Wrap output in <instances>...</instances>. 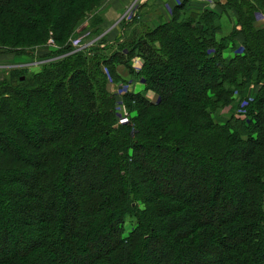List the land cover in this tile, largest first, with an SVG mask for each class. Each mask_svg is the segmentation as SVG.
<instances>
[{
	"label": "trees",
	"instance_id": "1",
	"mask_svg": "<svg viewBox=\"0 0 264 264\" xmlns=\"http://www.w3.org/2000/svg\"><path fill=\"white\" fill-rule=\"evenodd\" d=\"M104 1L0 0V54L63 55L0 82V264H264V0H184L127 47L71 49ZM119 65L143 87L125 114Z\"/></svg>",
	"mask_w": 264,
	"mask_h": 264
},
{
	"label": "rangeland",
	"instance_id": "2",
	"mask_svg": "<svg viewBox=\"0 0 264 264\" xmlns=\"http://www.w3.org/2000/svg\"><path fill=\"white\" fill-rule=\"evenodd\" d=\"M204 2H206V4L211 5L214 0H203ZM107 2V4H106ZM117 0H105L104 2H102L101 5H99L98 7H96V9L94 11H92L91 13H89V18L87 20H85V24L86 26H88V22L91 20H98L99 19V23L96 26V28H92L90 29V31H86V32H81L78 31V33L73 34L70 39H69V44L71 45V49L76 50L79 47L85 46L88 44V46L90 47V44L95 43L98 45V47L102 48L104 46H106L107 44L118 40V42H122V45L124 47H127L126 45L130 42H132L134 39H131L134 36H138L139 34H142V32H147L149 30H144L143 27H146V23L144 22L145 20V13L142 14V12L139 9V0H120V12L117 16V18H114L112 21H107L108 19L105 18V10L104 9L107 5H112V4H116ZM180 5V4H179ZM257 18L261 17V14L258 13L256 14ZM224 21V26L225 28L231 25V21L228 22V20L226 18L223 19ZM96 23V24H97ZM227 24V25H225ZM83 26H81L82 28ZM231 26L229 27V31H230ZM1 30V28H0ZM80 30V29H79ZM120 30V31H118ZM129 30V31H127ZM114 31V35L113 37L117 34L119 35V37H116L114 40L110 38V33ZM118 31V32H117ZM121 31L122 34L124 31L128 32L127 34V38L125 39L123 35H121ZM105 38L106 42H101V39ZM125 40H124V39ZM131 39V40H130ZM111 40V41H110ZM124 40V41H123ZM135 41V40H134ZM133 41V42H134ZM53 41H49V44L52 45V52L57 49V47H55L53 44ZM87 46V47H88ZM116 46L112 47L109 51H105V53H103V55H108L110 53L111 50H114ZM43 50H39V51H35L33 53H31V55L33 57H30L28 55H17V54H4L1 53L0 54V82L2 80H6L8 82H12L14 80V77H16L17 75L24 77H29L32 72H37L38 70H40V65L42 66L45 63H49L52 61H55L57 58H61L63 57V55H59V56H54L52 58H48V59H42V61H40V55H44V52H48V49L51 50L50 48L43 47ZM38 50V49H37ZM72 50V51H73ZM72 52H69V54H66L67 56L71 55ZM65 56V55H64ZM224 56L225 57H231L232 56V52L229 49H226L224 51ZM39 58V59H38ZM118 72L119 75L122 77H126L125 79L131 80L132 82L130 84H127V82H115L113 80V83L110 82V86L108 87L110 91H112L113 93L116 92L117 94V105H119V108L121 109L122 112L127 113V110L124 107V104L122 103V96L128 92V91H135L136 93L142 90V85L140 83H136L135 81H133V79L131 77H129L127 75V71L125 70L124 67H122L121 65L118 66ZM123 70V71H121ZM121 71V72H120ZM30 74V75H29ZM32 76V75H31ZM30 76V77H31ZM28 79V78H27ZM123 84H127L124 85ZM134 87V90H133ZM174 95H178L180 97V93L176 91H174ZM151 98H153V100L155 99V96H153L152 94L149 95ZM178 97V98H179ZM145 164L150 167V168H154V164L153 163H146ZM87 166V168H90L91 170L94 169V165L89 162H85V165L82 167V169ZM197 169L200 171V167L198 166ZM81 167H79L78 170V176L80 173ZM177 171V170H176ZM192 171L189 170V173H191ZM87 173V172H86ZM90 173V172H89ZM181 173V172H180ZM82 174V173H80ZM160 178L163 181L162 184V188L163 190H167V191H173L176 189V187L178 186V184L182 181V177L180 178L179 175H177V173L174 176H170V178H168V180H166V176L162 173H159ZM84 176V175H83ZM185 178V177H184ZM86 185H90L93 182L94 176L93 175H88L86 174L85 177H83ZM189 181V180H188ZM190 182V181H189ZM56 190H59L60 187L59 185H56ZM200 189V187H199ZM198 190V188L193 187L192 189L190 188H186L185 189V193L189 194L191 191H196ZM232 198V196L230 197ZM235 206V204L233 203L232 205H230V209H232ZM132 224H133V220L130 218H126L125 222H124V231H123V235L126 236L128 234V232L130 231V229L132 228ZM19 238L21 241H24L26 239H23L24 237L20 236L19 234ZM20 249V248H19ZM159 250V246L157 245L154 252H150L149 253V259L153 260L154 258H156V255L158 254ZM91 252V251H90ZM160 255V253H159ZM162 255V254H161Z\"/></svg>",
	"mask_w": 264,
	"mask_h": 264
},
{
	"label": "crops",
	"instance_id": "3",
	"mask_svg": "<svg viewBox=\"0 0 264 264\" xmlns=\"http://www.w3.org/2000/svg\"><path fill=\"white\" fill-rule=\"evenodd\" d=\"M183 1L184 0H139V9L138 10H140L142 12V14L145 13L144 22L146 23V27H143V29L144 30H150L154 27H157L160 23L167 21L171 16V12H172L173 8L175 6L181 4ZM187 1L189 4V7L191 9H195V10H200V9L215 10V7H216L215 6L214 8H211V6L206 4V2H204L203 0H187ZM119 3H120V0H117L116 4L107 5L104 9H102V12H103V10H105V12H103V13H105V18L108 19L107 21H112L114 18H117L119 12L121 11ZM106 4H107V2H106ZM216 5H217V3H216ZM224 18H226L228 20V22L231 21L230 26H232L234 23V17H233L232 13L228 12L227 16H225V15L222 16L221 34H223V35H225L229 32V27H230L227 24H225L228 26L225 28L224 21H223ZM118 31H120V30H118ZM127 31H129V30H127ZM124 32H126V31H124ZM124 32H123V34H124ZM114 33H115L114 31H112L110 33V38L113 37ZM126 33L128 34V32H126ZM123 34L121 31V35H123ZM119 35L116 34L113 37V39H111V40H114L116 37H119ZM121 71H123V70H121ZM124 78H126V77L124 76ZM133 90H134V87H133ZM130 92L135 93V91H131V90H130Z\"/></svg>",
	"mask_w": 264,
	"mask_h": 264
},
{
	"label": "built area",
	"instance_id": "4",
	"mask_svg": "<svg viewBox=\"0 0 264 264\" xmlns=\"http://www.w3.org/2000/svg\"><path fill=\"white\" fill-rule=\"evenodd\" d=\"M134 63H135V65H136L137 61H136V62H134Z\"/></svg>",
	"mask_w": 264,
	"mask_h": 264
},
{
	"label": "water",
	"instance_id": "5",
	"mask_svg": "<svg viewBox=\"0 0 264 264\" xmlns=\"http://www.w3.org/2000/svg\"><path fill=\"white\" fill-rule=\"evenodd\" d=\"M21 79H23V78H21Z\"/></svg>",
	"mask_w": 264,
	"mask_h": 264
}]
</instances>
